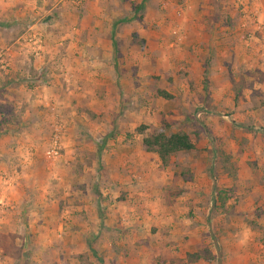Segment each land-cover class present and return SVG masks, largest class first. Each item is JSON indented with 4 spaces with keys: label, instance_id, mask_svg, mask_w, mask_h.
Returning <instances> with one entry per match:
<instances>
[{
    "label": "crops",
    "instance_id": "obj_1",
    "mask_svg": "<svg viewBox=\"0 0 264 264\" xmlns=\"http://www.w3.org/2000/svg\"><path fill=\"white\" fill-rule=\"evenodd\" d=\"M202 1L154 0L156 5L154 8L166 5H174L172 7L175 8L180 4L182 8H187L192 13V19L186 21L187 23L185 21L181 23L184 35H179L180 44L176 45L177 39L174 38L170 41L171 46L177 47L173 51L170 50L172 51L170 60L180 62L186 74L183 78L178 77L179 75L176 78L172 74L171 85L165 82L164 78H160V84L157 86L176 97L175 102L181 105H189L192 97L198 96L195 100L199 103L205 99L209 105H225L229 106L230 110L233 109L234 113L232 118H229V122L232 124L231 128L236 129L232 131V137L228 135L225 137L224 144L226 152L233 156L231 161L237 167L235 181L239 182V185L243 184L251 188V192L243 195L241 200L245 203H264V29L263 34L258 36L259 44L256 45L259 48L258 51L256 46H254L256 50L241 46L242 34L236 29L243 18H237L235 30H232L233 34L229 35L226 27V34H224L225 29L221 25L223 33L217 35L209 28L216 23L213 21L205 23L200 19L203 9L209 8ZM25 2L26 4L21 5L18 0H0V29H2L0 31V104H9L14 107L42 106L43 109L40 112L44 115V117L41 114L32 115L31 110L30 112L25 110L20 116L22 125L19 129H0V203L9 204L17 210L21 208L17 200L18 188L22 189L24 184L22 168H29L35 161L34 140L43 136V133L40 134V126L52 121V117L63 121L68 120V127L64 131L61 145L64 158L70 159L75 148L72 145L73 139H76L78 131L86 130L91 138L100 136L102 139L103 136L110 135L109 132L105 133L106 130L100 125L92 129L87 122L82 125L80 122L86 120L85 115L74 111L72 106L76 104L87 106L94 111V114L102 112L110 103H113L111 89L116 81L126 90L135 89L141 92L140 79H143L141 70L138 76L133 77L126 71L128 67L126 69L123 67L124 72H120L121 76L116 77L117 57L119 56L121 61H126L131 57L130 50L135 52L137 48L124 32L125 26L119 29L123 37L116 38L114 17L118 9H128L126 4L118 3L117 0H94L74 7L67 6L62 0H27ZM148 2L150 6L153 4V0ZM144 3L146 2L141 5ZM233 5L235 11L236 9L245 12L255 11L258 21L261 20L264 24V0H226L225 4L221 3V8ZM39 10H42L43 15H47L41 20L44 25L38 24V21L34 23L31 21ZM211 10L212 8L209 11ZM111 18H114V21ZM20 22L27 25L26 30L40 27L41 30L37 35L42 38L44 45L39 53H35V46L31 49L17 46L19 35L15 38L17 33L14 32ZM120 22L125 23L122 20ZM36 23L40 26H36ZM41 25L56 28L55 32L49 36V32L43 29L45 27L41 28ZM142 32L145 33L144 30ZM138 36L146 40L145 35ZM8 38H11L9 44ZM155 38L150 42L146 41V44L149 43L151 46L153 43H159L157 52H162L161 47L165 45L167 38L163 39L164 37H160L159 34L155 35ZM228 43H233V52L223 48L222 45ZM218 45L220 46L217 47ZM18 62L23 65L19 66ZM63 71L79 78V81H72V87L66 88V93L60 89V84L59 89L55 84L58 80L55 77H59ZM22 72L28 75V84L26 81L25 83L14 81L16 79L14 76H19ZM44 74L45 79H43ZM49 74L53 76L52 81ZM86 80L91 83H84ZM30 81L33 83H29ZM233 81L238 84L236 87L238 94L232 90L231 82ZM96 89L101 92L104 90L105 94L100 96L99 92L95 96L93 92V95L89 97L85 93ZM21 93L27 97L22 99ZM68 94L70 95L67 96ZM151 117L147 119L143 117L138 121L146 126V124L149 125L148 122L154 121ZM122 132L120 131L118 137ZM139 135L140 133L131 135V139L123 138L122 143L117 138H110L102 149L97 147V150L103 151V153L99 152L100 160H103L109 170L117 171L113 175L127 190L126 199L122 201L117 199L115 202L104 204L107 210L105 213L107 234L113 229H121L124 233L119 238L124 256L108 252V258L113 260V264H211L208 256L212 252L211 247L206 245L205 234L210 233L208 214L212 208L213 182L210 179L209 170L214 160L207 162L204 151L198 152L197 157L189 153L185 160L189 162L191 178L186 182V189L175 197H169L161 191H165L167 184L174 183L176 179L173 178L172 171H167L169 166L161 171L157 170L159 167L157 155L140 149ZM250 135H253L250 151L243 152L240 156L235 154L241 138L248 141L251 139ZM75 149L81 150V147ZM88 149L95 151L90 146ZM176 153H173L170 158L172 159ZM248 154L250 158L246 157ZM249 159L255 165L256 175L244 176L243 179L242 176L248 168L245 166V161ZM17 168L21 171L17 172ZM153 180L157 181L156 184L159 182V197L149 199L145 203L144 184L146 181L150 184L154 182ZM225 185H228L227 182L223 186ZM207 186L209 193L206 191ZM186 208L191 209V215L186 214ZM259 209L263 216L260 221L264 224V204ZM241 210L248 212V208L244 209V206L242 209L237 207L235 212H241ZM93 215L96 217L94 212ZM118 218L122 222V227L116 224ZM149 228H155L154 232L150 233ZM230 228L231 232L227 235L229 239L233 238L232 242L224 240L225 234L217 235L215 236L217 247L222 255L236 257H231L229 261L225 258V262L221 260V264H259L263 258L251 257L248 249L250 244L255 242H252L249 235L246 238V235L240 237L238 234L239 229H244V226ZM12 232L15 231L12 230ZM103 232L100 226L91 228V234L96 236V238L93 237L94 247L98 250L106 248V244L110 245L113 242L106 243V235ZM255 234L259 233H252V237L256 236ZM257 245L264 252V238L262 244ZM16 246L20 249L21 245ZM199 249L205 252L207 250V257L198 256ZM214 252H216L215 249ZM195 253L197 257L192 256ZM8 262V259L0 256V264Z\"/></svg>",
    "mask_w": 264,
    "mask_h": 264
},
{
    "label": "rangeland",
    "instance_id": "obj_2",
    "mask_svg": "<svg viewBox=\"0 0 264 264\" xmlns=\"http://www.w3.org/2000/svg\"><path fill=\"white\" fill-rule=\"evenodd\" d=\"M25 1L27 0H18V3L23 5L26 4ZM93 1L80 0L75 5L71 0H62L67 6L72 5L74 7L80 6L84 2ZM117 1H119L118 3L126 4L128 9H118L114 17L116 38L123 37L119 29L125 26L126 30L124 32L128 34V37L131 38L137 48L135 52L132 49L130 50L131 57L126 61H121L119 56L117 57V65L115 68L117 67L118 70H116V77L121 76L120 74L127 67L128 69L126 71L133 77L138 76L141 70L143 79H140L142 82L140 87L142 91L140 92L135 89L126 90L117 84L116 81V84L111 89L113 103H110L104 111L94 114V111L87 106H79L78 104L72 106L74 111L85 115L86 120L80 122L82 125L84 122H87L91 129L100 125L101 128L106 130L105 133L109 132L110 135L103 136L102 139L100 136L91 138L86 130L80 129L81 131H78V135L75 137L76 139H73L72 145L75 148L81 147V150L74 148L70 159L64 158L63 155L61 141L65 135L64 132L60 139V156L55 159L46 157L44 152L50 136L51 121L48 123L45 122V124L41 123L40 134L43 133V136L40 139L34 140L33 145L35 161L29 168H22L21 175L24 184L22 189L18 188L19 191L17 190L19 192L17 200L21 208L17 210L15 207H10L11 205L9 204L0 203L2 207L0 210V256L8 259L9 262L7 264H113V260L108 258V252L124 256V250L119 243V238L124 233L121 229H113L107 234L108 231L106 228L108 226L105 215L107 210L104 204L112 201L115 202L117 199L120 201L126 199L127 190L123 188V184L117 182L114 176L117 171L115 169V171L109 170L103 160H100L99 152L101 150H97V147L102 149L105 143L107 141L109 142L110 138H117L120 143H122L121 139L123 138L131 139V135L138 134L135 128L143 125L138 119L142 120L143 117L147 119L152 116L151 118L154 121L148 122L149 125L146 124L145 131L139 135L138 142L140 149L142 136L161 130L162 119L168 123V129L164 132L183 131L194 144V151H181L173 155L172 159L170 158V163L167 165L170 168L167 171H172V176L176 180L172 184H167L165 191H161L164 195L175 197L186 189V182L191 178V172L188 166L189 162L185 160L189 153L195 154L194 157H197L199 155L198 152L204 151L206 152L207 162L210 163L211 160H214L210 170L215 174L216 180L211 175L210 179L213 182V187L217 186L219 194H214L212 188V208L208 214L210 233L205 234L206 245L211 247L212 254L208 256L211 264H216L217 261L218 264H221V260L225 262V258L229 261L231 257H236L235 255H222L217 247L215 236H223L225 234L224 240L232 242L233 238H228V233L231 232L230 227H240L241 225L244 226V229H239V236L244 237L246 235V238H248L249 235V238H252V242H255L250 244L248 248L249 254L255 259L256 257H262L263 259L259 264H264V252L257 245H261L262 239L264 238V224L260 221L263 219V216L261 209H259L264 203L242 202L243 195L251 192V188L243 186V184L239 185V182L235 181L237 167L231 161L233 156L229 152H226L224 144L225 137L227 135L232 137V131L236 129L231 128L232 124L229 122V118H232V114L234 113L233 109L230 110V107L225 105H209L205 99L201 100L203 103H199L195 100L198 99V96L192 97L189 105H181L175 102L176 97H174V100H166L156 94V90L159 89L157 85L160 84V78H164V81L171 85L172 74L176 78L178 75V77L183 78L186 74L180 62L177 63L175 62L176 60H170L172 51L177 48L175 45L171 46L170 41L174 38L178 42L180 40L179 35H184V29L181 23L183 21L187 23L189 19H192V13H190L189 9L182 8L180 4L175 8H173L174 5L154 8L156 6L154 5V0L151 6L148 0H140L139 2H136L137 0ZM222 1L225 4L226 0H203L202 3L208 5L209 8L208 10L202 8L201 21L204 20L205 23L213 21L216 23L215 26H210L209 28L214 30L217 35L223 33L221 25L224 29L225 27L227 28V32L230 35L234 33L232 30L236 26L235 22L237 18L241 19L242 17L243 20L238 29H236L238 33L242 34L241 46H247L253 49L254 46L259 44L258 36L263 34V22L261 20L260 22L258 21L255 11L247 10L245 12L240 9H236L235 11L234 5L232 7L221 8ZM131 2L133 5H139V9L137 8L136 11L133 10L131 8ZM143 2L146 3L141 5ZM120 6L122 7V5ZM211 8L212 10L209 11ZM51 13L52 10L50 11ZM42 15V10H39V13L31 21L33 23L34 21H38V24L41 23V20L47 17L45 14ZM119 17L120 19H118ZM121 20L125 21V23L120 22ZM38 24L36 23V26H40ZM41 24L44 25V23ZM43 25H41V28L45 27ZM26 28L27 25L20 22L15 27L14 33H17L15 38L19 35L17 38V46L20 45L24 46V49H31L35 44L27 41V35L32 31L38 33L41 29L40 27L36 29L28 28L27 31ZM43 29L49 32L50 36L51 33L55 32L56 28L47 26ZM142 29L145 33L142 32ZM139 34L145 35L146 40L140 39ZM157 34L160 37L163 36V39L167 38V42L161 47L162 52H157L159 51V43H151V46L149 43L146 44V41H152ZM224 34H226V29ZM36 37H38L37 34ZM40 39L42 40V38ZM10 40L11 38L7 39L8 44ZM140 40L142 41L141 43L139 42ZM177 42L175 44L179 45L180 43ZM43 45L44 42L42 40V47ZM222 46L227 51L233 52V43ZM257 48L254 49L256 50ZM17 64L19 66L23 65L21 62ZM65 74L64 71L60 73L59 77L61 79L55 77L58 79L56 80L58 83L56 82L55 84L58 89L60 84V89L66 93V88L72 87V81H79V78L76 75L73 77L72 74ZM27 76L25 72H22L19 76H14L16 78L14 81L18 83H25L26 81V84H28ZM48 76L52 81L53 76H50V74ZM43 79H45V74L43 75ZM29 83L33 82L30 81ZM84 83L90 84L91 82L86 80ZM231 86L233 92L238 94L236 90L238 86L237 82H231ZM93 92L95 96L99 92L100 96L103 93L105 94L104 90L101 92L98 89L85 93L90 97L93 95ZM26 97L25 94L21 93L22 99ZM93 108H96V106ZM42 109V106L14 107L1 103L0 129L14 128L17 130L22 125L20 117L22 112L25 110L30 112L31 110L32 115L41 114L44 117L43 113L40 112ZM53 120L54 118L52 117ZM62 124L65 131L68 127V120H62ZM120 131L123 132L118 137ZM237 131L241 130L237 129ZM250 136L251 139L248 141L245 138H241L235 154L237 153L240 156L243 152L250 151L253 135ZM99 141L102 142L101 145ZM89 146L93 147L95 151H90L88 149ZM101 152L103 153V151ZM246 157L250 158V154ZM245 163V166L248 168H246L243 176L241 175L242 178L244 179V176L250 177L256 175V168L252 160H246ZM164 168L159 166L157 170L161 171ZM16 170L17 172L21 171L19 168ZM153 181L150 184L146 181L144 184L145 203L149 199L159 197V182L156 184L157 181ZM226 182L228 185L223 186ZM206 191L207 193L210 192L208 186ZM242 206H244V209L248 208V212L242 210L241 212H235L237 207L242 209ZM185 211L187 215L192 214L191 209L188 210L186 208ZM93 212L96 217H93ZM121 223L118 218L116 224L122 227ZM98 226L103 229V233L106 235V243L113 241L110 245L106 244L107 247L102 250L94 247V238L96 236L94 237L91 234V228ZM86 227L87 229H84ZM154 229L149 228L150 233L154 232ZM12 230L15 232H12ZM252 233L259 234H255L256 236L252 237ZM213 240H215V244ZM16 245H21L20 249ZM214 249L216 252H214ZM199 255L203 258L207 257V250L205 252L199 249Z\"/></svg>",
    "mask_w": 264,
    "mask_h": 264
},
{
    "label": "trees",
    "instance_id": "obj_3",
    "mask_svg": "<svg viewBox=\"0 0 264 264\" xmlns=\"http://www.w3.org/2000/svg\"><path fill=\"white\" fill-rule=\"evenodd\" d=\"M130 4L133 10L136 11L137 8L139 9V5H133L132 2ZM139 42L141 43L142 41L140 40ZM156 94L163 99L174 100V96L163 89H157ZM161 126V130L142 136L140 144L143 151L154 152L159 159V166L164 168L170 163V157L173 153L193 150L194 144L183 131L164 132L168 129V123L163 119L161 120ZM144 129H146L145 125H139L135 128V131L141 134ZM101 144L102 142L100 145ZM209 173L211 177L216 180V176L212 170H209ZM213 193L216 195L219 194L217 186L213 187ZM91 252L93 253L92 250ZM192 256L197 257V253Z\"/></svg>",
    "mask_w": 264,
    "mask_h": 264
},
{
    "label": "built area",
    "instance_id": "obj_4",
    "mask_svg": "<svg viewBox=\"0 0 264 264\" xmlns=\"http://www.w3.org/2000/svg\"><path fill=\"white\" fill-rule=\"evenodd\" d=\"M71 2L77 5L80 0H71ZM36 34V32L32 31L29 35H27V41H30L31 43L35 44L34 51L35 53H39L42 48V40L40 39V37H36ZM50 130V136L48 138V143L44 154L47 158L55 159L60 156L61 151L60 139L64 132L62 120L54 119L53 121H51Z\"/></svg>",
    "mask_w": 264,
    "mask_h": 264
},
{
    "label": "water",
    "instance_id": "obj_5",
    "mask_svg": "<svg viewBox=\"0 0 264 264\" xmlns=\"http://www.w3.org/2000/svg\"><path fill=\"white\" fill-rule=\"evenodd\" d=\"M213 243L215 244V240H213Z\"/></svg>",
    "mask_w": 264,
    "mask_h": 264
}]
</instances>
